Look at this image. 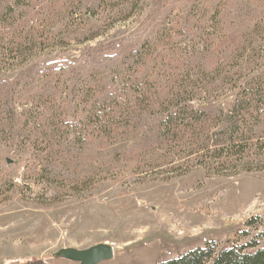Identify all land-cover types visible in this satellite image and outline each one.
<instances>
[{
    "label": "rangeland",
    "instance_id": "1",
    "mask_svg": "<svg viewBox=\"0 0 264 264\" xmlns=\"http://www.w3.org/2000/svg\"><path fill=\"white\" fill-rule=\"evenodd\" d=\"M17 6L15 20L0 25V264H80L62 252L100 244L113 257L98 264H158L207 242L222 247L259 238L264 247V227H246L264 218V157L254 150L246 156L252 171L169 150L148 138L147 123L159 117L153 98L113 139L98 133L81 144L74 129L50 125L79 121L86 92L97 93L108 72L75 82L70 63L141 28L158 45L152 76L158 99L188 92L195 106L208 101L231 112L248 85L264 90V0ZM48 63L63 69L41 75L34 68ZM173 79L185 86H171ZM145 141L150 147L142 149ZM171 165L182 168L167 173Z\"/></svg>",
    "mask_w": 264,
    "mask_h": 264
},
{
    "label": "trees",
    "instance_id": "2",
    "mask_svg": "<svg viewBox=\"0 0 264 264\" xmlns=\"http://www.w3.org/2000/svg\"><path fill=\"white\" fill-rule=\"evenodd\" d=\"M1 1L0 25H7L15 20L14 14L20 0ZM157 49L156 39L141 28L138 33L124 36V39L106 49L100 46L77 56V62L70 63L67 68L75 82L84 76L95 79L102 69L108 72L96 87L97 93L89 90L86 92L84 98L90 95L82 110L86 114L82 113L79 121L62 122L54 119L50 125L55 128L60 121L71 133V129H74L75 138L81 144L90 135L98 133L113 139L131 125L134 126V117H140V113L148 108L153 98L159 109L156 114L159 117L152 123H147V127H150V140L160 141L169 150L173 148L186 157L200 155L197 160L204 165L206 159H212L214 163L224 159L226 162L217 163L220 167L226 165L228 169L227 167L235 164L243 171H252L253 162L246 159L249 151L254 150L253 154L258 155V159L264 157L263 88L248 85L249 89L239 93L229 113L208 101L202 103L204 108L195 106V94L188 92L172 93L158 99L160 86L157 87L158 79L152 78ZM62 67H55L52 63L34 66L41 75L61 71ZM183 80L173 79L171 86L177 83L185 86ZM207 99L208 97L204 98ZM149 144L150 142L145 141L142 149L149 148ZM211 165L209 163L208 166ZM182 167L185 168V165L182 164ZM182 167L173 168L171 165L166 172L177 174ZM258 226L264 227V218L253 217L246 222L248 228ZM241 235L248 237L246 232H241ZM258 239L250 238L239 245L229 241L222 247L215 245V242H207L203 247L158 264H264V247Z\"/></svg>",
    "mask_w": 264,
    "mask_h": 264
},
{
    "label": "water",
    "instance_id": "3",
    "mask_svg": "<svg viewBox=\"0 0 264 264\" xmlns=\"http://www.w3.org/2000/svg\"><path fill=\"white\" fill-rule=\"evenodd\" d=\"M7 163H11L10 160ZM65 258L80 264H98L113 257L112 248L105 244L93 246L86 250L66 249L62 252Z\"/></svg>",
    "mask_w": 264,
    "mask_h": 264
}]
</instances>
